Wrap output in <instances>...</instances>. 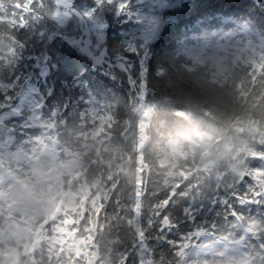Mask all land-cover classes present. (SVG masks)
<instances>
[{"label": "clouds", "instance_id": "9594fccd", "mask_svg": "<svg viewBox=\"0 0 264 264\" xmlns=\"http://www.w3.org/2000/svg\"><path fill=\"white\" fill-rule=\"evenodd\" d=\"M205 2L27 0L0 21V84L36 93L24 127L0 122V264H264V211L230 214L264 193V0Z\"/></svg>", "mask_w": 264, "mask_h": 264}, {"label": "snow or ice", "instance_id": "6c2138e0", "mask_svg": "<svg viewBox=\"0 0 264 264\" xmlns=\"http://www.w3.org/2000/svg\"><path fill=\"white\" fill-rule=\"evenodd\" d=\"M25 3H27V0H24V2L20 4L19 9L21 12H23ZM69 39L74 45L80 47L85 55H92V58L96 63L106 65L109 72L119 70L120 72L131 73L132 69L130 68V61L127 58L118 56L116 61L112 62L110 58L103 53L98 55L91 54L89 47L90 41L88 39L84 37ZM135 40L136 37H132V39L128 41L130 47L134 46ZM40 75H45L43 68L40 70ZM35 94L36 93L32 90L30 82L23 85H20L18 82L17 84L12 85L7 91H5L4 85L0 84V122H3L4 125H11L13 131L16 130L17 126L24 127V124L21 123L23 120V113L27 109L28 102ZM233 198L239 202V208L233 205L230 209V214L233 216H243L247 214V219L254 220L261 215L262 211H264V203L261 202L262 198H264V193H260L252 182L247 183L242 192L234 193ZM253 212L256 213L255 216L252 215ZM185 216L191 217L192 210L186 209ZM168 220H171V217H169ZM165 223L167 227H171L167 221H165ZM201 233L202 230H197L195 233L192 231L187 233L181 232L179 237L168 240L167 236L172 235V233L169 232L164 239L174 247H180L185 242L191 247L193 246L192 241L196 240ZM156 238L159 239L160 236L158 235ZM192 264H209V261L207 259L203 261H193Z\"/></svg>", "mask_w": 264, "mask_h": 264}, {"label": "trees", "instance_id": "16d2710c", "mask_svg": "<svg viewBox=\"0 0 264 264\" xmlns=\"http://www.w3.org/2000/svg\"><path fill=\"white\" fill-rule=\"evenodd\" d=\"M24 0H14V5H15V8L11 11V13L8 15V16H4L3 12H0V21H3L5 19H8L10 21H15L17 20V13L15 11V9H19L20 7V4L23 3ZM217 6V3H216V0H206V2L204 3V7H216ZM22 19V17L20 18ZM186 21L185 20H180L178 23H177V28H179L180 26H182L183 24H185ZM91 77H92V86L98 90H100L101 92H108V91H111V89L109 88V86L107 85V83L101 79L99 76H96V75H93V74H90ZM103 74H100V76H102ZM101 203L103 201H100Z\"/></svg>", "mask_w": 264, "mask_h": 264}]
</instances>
